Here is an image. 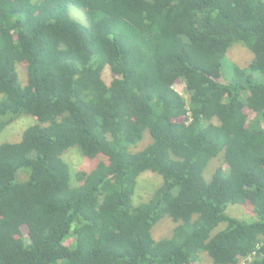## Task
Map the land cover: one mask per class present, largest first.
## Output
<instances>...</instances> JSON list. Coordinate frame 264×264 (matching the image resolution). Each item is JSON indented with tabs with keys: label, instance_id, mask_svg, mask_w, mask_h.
Wrapping results in <instances>:
<instances>
[{
	"label": "trees",
	"instance_id": "trees-1",
	"mask_svg": "<svg viewBox=\"0 0 264 264\" xmlns=\"http://www.w3.org/2000/svg\"><path fill=\"white\" fill-rule=\"evenodd\" d=\"M23 116L0 137V264H264V0H0V136ZM73 150L106 158L76 185ZM145 172L162 183L134 205Z\"/></svg>",
	"mask_w": 264,
	"mask_h": 264
},
{
	"label": "rangeland",
	"instance_id": "rangeland-1",
	"mask_svg": "<svg viewBox=\"0 0 264 264\" xmlns=\"http://www.w3.org/2000/svg\"><path fill=\"white\" fill-rule=\"evenodd\" d=\"M33 1L38 2L40 0H33ZM69 13L70 16L75 21H77L80 24L87 25L86 17L82 10L78 9L75 6H70ZM251 58L252 55L245 48L239 45L234 46L227 53L225 68H229L234 64L239 65L240 67H246L249 61L251 60ZM19 78L22 84L26 82L25 69L23 66L19 67ZM104 78L105 80L109 79V72L107 70L104 73ZM176 89L179 92H182V95L186 97L184 85L182 83L176 86ZM33 122H34L33 118L28 116H23L16 119L11 125L6 127L5 130L2 132V135L0 136L1 140L10 141V142L20 141L21 135L24 132V130L28 126L32 125ZM150 143H151V137L148 133H145L143 140L137 145L136 148L133 149V152H137L144 149ZM63 159L70 166L71 175H72V180H71L72 185H76V179L74 177L76 171H78L79 169L90 170L91 167H94V165L97 162L99 161L106 162L105 157L96 158L95 161L85 160L75 150L65 153L63 155ZM218 166H222L223 169H227L229 167L226 163L223 164L222 157L218 156L217 158L213 159L206 167L204 171V177L206 180H210L209 178L211 177L212 173L215 171V169ZM161 183H162L161 177L156 174L145 172L142 175H140V177L138 178V183L136 186L135 193L133 195L134 205H138L140 203L146 202L153 193V191L158 186H160ZM236 207H239V205H228L226 210L227 214L229 215L233 214L239 218H245L248 220L252 218L251 210L248 207H239L238 209H236ZM173 227H174V223L170 219L164 218L162 221L158 222L154 226L152 230L153 238L155 240H159L168 237ZM205 262L210 263V260L204 257L202 259V263ZM240 264H247V263L241 262Z\"/></svg>",
	"mask_w": 264,
	"mask_h": 264
}]
</instances>
